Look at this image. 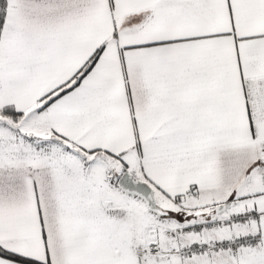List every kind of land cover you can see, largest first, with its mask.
<instances>
[{
    "label": "snow or ice",
    "instance_id": "1",
    "mask_svg": "<svg viewBox=\"0 0 264 264\" xmlns=\"http://www.w3.org/2000/svg\"><path fill=\"white\" fill-rule=\"evenodd\" d=\"M0 264H264V0H0Z\"/></svg>",
    "mask_w": 264,
    "mask_h": 264
}]
</instances>
